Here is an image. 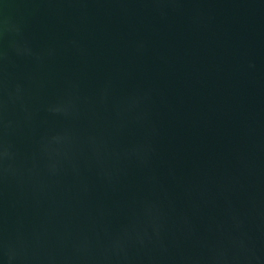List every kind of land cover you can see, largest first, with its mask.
Returning a JSON list of instances; mask_svg holds the SVG:
<instances>
[{
  "label": "water",
  "instance_id": "obj_1",
  "mask_svg": "<svg viewBox=\"0 0 264 264\" xmlns=\"http://www.w3.org/2000/svg\"><path fill=\"white\" fill-rule=\"evenodd\" d=\"M0 264H264V0H0Z\"/></svg>",
  "mask_w": 264,
  "mask_h": 264
}]
</instances>
